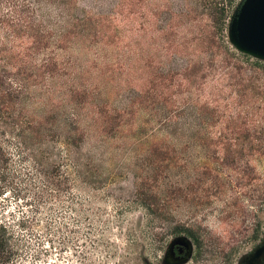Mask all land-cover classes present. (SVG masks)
I'll list each match as a JSON object with an SVG mask.
<instances>
[{"label": "rangeland", "instance_id": "374dc122", "mask_svg": "<svg viewBox=\"0 0 264 264\" xmlns=\"http://www.w3.org/2000/svg\"><path fill=\"white\" fill-rule=\"evenodd\" d=\"M69 1L0 4L19 15L32 5L23 16L34 12L50 44L36 52L22 33L16 45L61 68L26 91L42 142H12L15 167L43 162L70 179L60 198L41 199L26 179L0 185L8 264H264V74L224 63L231 52L264 67L236 39L245 0ZM140 191L160 195L159 218ZM178 228L194 229L200 246ZM181 237L192 246L184 261L169 254Z\"/></svg>", "mask_w": 264, "mask_h": 264}, {"label": "trees", "instance_id": "16d2710c", "mask_svg": "<svg viewBox=\"0 0 264 264\" xmlns=\"http://www.w3.org/2000/svg\"><path fill=\"white\" fill-rule=\"evenodd\" d=\"M14 1L0 0V4L3 7L2 2L11 5ZM62 3L65 8L68 7V10L70 5L73 6L72 1L69 0H62ZM31 6L30 3H28L27 7L22 5V10L19 11L22 12V15H19L16 9L13 10V7L7 12H4V8L2 9L1 7L2 11H0V185L3 189H7L12 187L16 181L26 179L28 182L26 187L29 192L33 191V187L35 190V186L41 185L40 189L37 190L41 193V199L46 197L60 198L61 193L64 191L62 186L70 184L69 177L61 172L60 167L54 165L45 167L43 162L36 161V172L26 173L15 167V156L10 152L9 148L12 142H17L19 146H23L32 140L42 142L40 134H42L41 128L43 124L31 121L23 107L27 98L26 91L32 86V83L41 84V79L45 81L44 77L49 75L53 78L54 75L61 73V68L58 63L53 62V59H44L41 63L36 64L30 60V54L19 51L20 46L16 45V41L21 38L22 33L23 36L27 35V42L33 45L31 48L36 52H42L50 44L52 37L46 31L42 21L38 17L33 16L34 12L31 15L29 13L23 16L24 13L30 12ZM76 20L77 23L84 24L82 32L91 34L92 27H89V24L92 23L91 21L87 19ZM70 34L73 35L75 32L71 30ZM169 36L170 29L162 30V39L167 40ZM22 40H24L23 37ZM171 46L168 45L164 49L167 51ZM182 46V44L177 43V48H182ZM31 48L26 50L31 51ZM233 61L234 63H232ZM224 63L229 68H232L231 74L233 75H241L247 70L264 74V67L262 69L260 65L254 64L243 55L230 52L229 58ZM241 96V101H243L246 95L242 94ZM153 152L160 155L161 160L165 161L164 156L166 154L158 149L153 150ZM153 165L151 172L158 173L160 165L157 164V161ZM151 172V177H148V179L152 181L158 179V175L154 177ZM140 195L142 196L140 204L144 206L151 216L159 218L165 210L160 195L152 191H140ZM177 232L186 233L198 247L200 246L199 238L194 229L178 228ZM12 237L13 228L11 225L0 221V264H8L13 259L14 246L10 244Z\"/></svg>", "mask_w": 264, "mask_h": 264}, {"label": "water", "instance_id": "95a60500", "mask_svg": "<svg viewBox=\"0 0 264 264\" xmlns=\"http://www.w3.org/2000/svg\"><path fill=\"white\" fill-rule=\"evenodd\" d=\"M236 39L243 50L264 57V0H245L237 19ZM176 245L186 249V255L179 258L181 261L186 260L192 249L190 240L179 238L171 246L170 257L174 255Z\"/></svg>", "mask_w": 264, "mask_h": 264}, {"label": "flooded vegetation", "instance_id": "af4514ba", "mask_svg": "<svg viewBox=\"0 0 264 264\" xmlns=\"http://www.w3.org/2000/svg\"><path fill=\"white\" fill-rule=\"evenodd\" d=\"M173 253H174L175 257H177V258H182V257H184L186 255V252L185 251H183V252L180 251L178 247L174 248V252Z\"/></svg>", "mask_w": 264, "mask_h": 264}]
</instances>
